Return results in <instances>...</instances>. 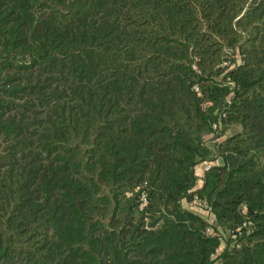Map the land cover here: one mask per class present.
Masks as SVG:
<instances>
[{"label":"trees","instance_id":"trees-1","mask_svg":"<svg viewBox=\"0 0 264 264\" xmlns=\"http://www.w3.org/2000/svg\"><path fill=\"white\" fill-rule=\"evenodd\" d=\"M219 261L264 264V0H0V264Z\"/></svg>","mask_w":264,"mask_h":264},{"label":"built area","instance_id":"built-area-1","mask_svg":"<svg viewBox=\"0 0 264 264\" xmlns=\"http://www.w3.org/2000/svg\"><path fill=\"white\" fill-rule=\"evenodd\" d=\"M195 90L198 91V90H199V87H198V86H195ZM214 128L216 129V128H217V125H215ZM211 166H212V165H211L210 162H205V163L201 164V165L198 167V169H200V170L204 173V172L210 170ZM146 204H147V197H146V194H142V195H141V198H140V209H143V208L146 206ZM195 205H197V206H199V207H203L204 210H205L206 212L212 213L210 207H209L207 204L203 203V202H202L200 199H198L197 197H196V200H195ZM242 209H243V210H246V207L244 206ZM253 225H254V224H250V223H249V218L246 217V219L243 221V223H242L237 229H235L234 231H231L230 236L232 237L233 240H237L239 237H241L242 235H244V234H246L248 231H250V228H251ZM250 226H251V227H250ZM220 239H221V245H222L221 247H223L224 244H225V238H224V237H221ZM236 246L239 247V243H236ZM218 252H219V249L217 250V253H218ZM215 255H216V254H215ZM215 255H213V256H215ZM218 264H224V262L219 261Z\"/></svg>","mask_w":264,"mask_h":264},{"label":"crops","instance_id":"crops-1","mask_svg":"<svg viewBox=\"0 0 264 264\" xmlns=\"http://www.w3.org/2000/svg\"><path fill=\"white\" fill-rule=\"evenodd\" d=\"M199 171L201 173H203L200 169H199ZM187 207L190 208L192 211L204 216L205 218H207L209 220H212V221L215 220L213 214H211L209 212H206L203 207H199V206H197L195 204H187Z\"/></svg>","mask_w":264,"mask_h":264},{"label":"rangeland","instance_id":"rangeland-1","mask_svg":"<svg viewBox=\"0 0 264 264\" xmlns=\"http://www.w3.org/2000/svg\"><path fill=\"white\" fill-rule=\"evenodd\" d=\"M231 131H234V129H232ZM231 131L227 132L226 134H229Z\"/></svg>","mask_w":264,"mask_h":264}]
</instances>
